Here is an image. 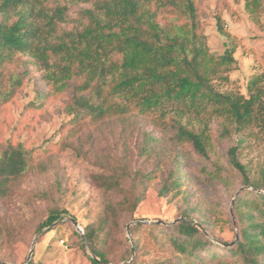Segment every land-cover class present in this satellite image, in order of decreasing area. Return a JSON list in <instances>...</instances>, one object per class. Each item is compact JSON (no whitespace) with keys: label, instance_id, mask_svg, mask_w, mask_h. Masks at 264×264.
I'll return each instance as SVG.
<instances>
[{"label":"trees","instance_id":"16d2710c","mask_svg":"<svg viewBox=\"0 0 264 264\" xmlns=\"http://www.w3.org/2000/svg\"><path fill=\"white\" fill-rule=\"evenodd\" d=\"M63 1L47 7L42 0H0V107L22 86L28 74L19 71L23 63L41 66L59 89L69 92L64 104L69 119L55 145L58 151L70 148L82 157L94 155L103 165L93 177L95 182L115 196L104 203L95 221L82 227L84 241L98 259L90 261L137 264L138 251L146 249L155 253L150 264H264V175L248 176L237 158L238 146L227 150L231 170L238 173L242 186L225 218L236 229L233 241L214 234L216 214L195 218L193 209H184L172 223L138 218L128 228L130 248L117 260L111 258L106 249L118 242L120 220L136 219L133 213L154 175L130 166L126 142L113 150L119 154L99 159L95 133L112 124L168 126L177 146L207 158L212 140L206 117L221 119L227 137L252 125L264 130L263 76H250L246 95L217 88L214 80L228 81L234 67L235 43L229 38L221 54L209 50L200 0ZM79 5L70 14L69 9ZM245 7L257 14L264 11V1L246 0ZM216 19L217 30L224 34L219 15ZM21 55L29 59L21 60ZM44 95L38 93L39 104ZM190 112L197 115L195 124L186 116ZM151 139L139 148L144 159L157 155L149 145ZM47 151L20 141L0 143V202L9 199L28 174L51 166V158L46 162L42 157ZM214 167L209 176L223 181V168ZM178 186V179L164 182L157 195ZM62 213L66 210H51L36 231L60 224ZM16 235L15 222L0 218V247L15 241ZM84 241L78 237L83 248ZM0 264L8 263L0 260Z\"/></svg>","mask_w":264,"mask_h":264},{"label":"rangeland","instance_id":"374dc122","mask_svg":"<svg viewBox=\"0 0 264 264\" xmlns=\"http://www.w3.org/2000/svg\"><path fill=\"white\" fill-rule=\"evenodd\" d=\"M42 2L50 7L64 1ZM245 2L200 0L201 23L209 50L221 54L229 38L235 43L236 62L228 74V81L215 79L214 84L221 91L243 95L247 94V80L253 74L263 76L261 84L264 86V11L251 14ZM80 6H72L70 14L74 15ZM216 15L220 17L224 34L216 28ZM22 58L27 60L29 56L21 55ZM19 71L28 74L13 98L0 107V143L20 141L40 152L48 149L42 157L46 162L49 158L52 161L46 171L28 174L14 194L0 202V218L12 219L18 230L15 241L0 247V260L8 264H93L89 258L94 255L84 240L85 248L78 243L81 234L70 218H74L82 229L85 224L95 221L104 203L115 196L105 193L95 182L93 177L103 165L95 161L94 155L82 157L70 148L58 151L55 145L64 129L62 125L69 119L64 111L69 92L59 89L41 66L23 63ZM38 93L45 94L41 104ZM186 116L191 124H195V113ZM204 120L212 140L207 158L199 156L192 148L183 150L177 146L168 126L156 129L145 122L124 126L112 124L95 133V154L99 159L105 158L106 154H119L113 150L116 145L126 142L130 148V166L138 171H152L154 175L133 213L132 218L136 219L122 218L116 231L118 242L106 249L114 260L122 256L128 246L130 248L127 226L129 228L138 218L147 223L156 220L172 223L184 209H193L195 218H211L216 214L214 234L223 241H233L236 229L232 230L225 218L234 195L242 186L238 173L231 170L227 150L238 146L237 158L246 166L248 176L259 179L264 175V130L252 125L232 131L227 137L222 133L221 119L206 117ZM147 138H153L149 145L157 152L150 159L139 154V148L145 145ZM215 165L223 168L220 173L223 181L209 176ZM173 179L179 180V186L158 197L162 184ZM53 209L66 210L62 213L63 221L36 231ZM32 243V254L26 261ZM154 256V252L142 249L137 253V264H150Z\"/></svg>","mask_w":264,"mask_h":264},{"label":"water","instance_id":"95a60500","mask_svg":"<svg viewBox=\"0 0 264 264\" xmlns=\"http://www.w3.org/2000/svg\"><path fill=\"white\" fill-rule=\"evenodd\" d=\"M70 221H71L72 224L78 229V231H79L80 234H81V238L84 240L85 237H84V235H83V231H82V229L80 228V226L78 225L77 221H76L74 218H70ZM175 221H176V220H175ZM127 232H129L128 226H127ZM32 247H33V243H32L31 249H30V251H29V253H28V256H27V258H26V261L29 260L31 254H32ZM93 258H95L96 260H98L95 256H93ZM104 264H110V263H104Z\"/></svg>","mask_w":264,"mask_h":264}]
</instances>
